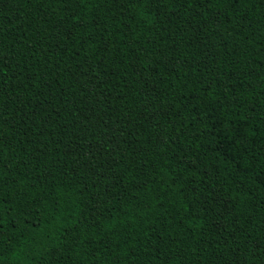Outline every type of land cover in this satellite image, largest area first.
Instances as JSON below:
<instances>
[{
    "label": "trees",
    "instance_id": "1",
    "mask_svg": "<svg viewBox=\"0 0 264 264\" xmlns=\"http://www.w3.org/2000/svg\"><path fill=\"white\" fill-rule=\"evenodd\" d=\"M115 11L81 3L84 44L57 39L62 5L0 0V136L23 144L0 170V261L48 264L61 245L60 264H264V7L226 12L195 37L176 19L124 24ZM45 98L54 121L37 142L47 113L26 135L12 118ZM34 146L43 155L29 162ZM98 146L116 149L104 159L120 177L104 182L115 198L89 230L97 189L81 165ZM111 224L124 230L108 255L97 241ZM74 227L87 232L76 244Z\"/></svg>",
    "mask_w": 264,
    "mask_h": 264
},
{
    "label": "snow or ice",
    "instance_id": "2",
    "mask_svg": "<svg viewBox=\"0 0 264 264\" xmlns=\"http://www.w3.org/2000/svg\"><path fill=\"white\" fill-rule=\"evenodd\" d=\"M42 2L49 3L50 0H42ZM51 2L62 5L65 10V15L59 22L63 27L59 32L57 39H59V36H65L68 39H82L84 44H88L89 41L92 40V35L88 34L87 36H77V33L82 32L85 28L90 26V22L89 24H86L83 19L79 18V16L81 12V3L83 2L84 4H87L90 3L91 0H51ZM96 2L100 4L107 3L116 7V11L113 12L112 15L116 20H120L121 17H123L121 23L127 24L128 22L133 21L136 17H139L141 22L152 20L154 23L160 22L161 18H163V25L167 27L172 25L173 20L176 19L185 31L190 29L194 34V37L200 35L198 29H210L211 26L220 24L221 16H223L226 12L237 13L241 7H249L255 11L256 5L264 7V0H96ZM218 5L219 7H217ZM212 8H216V12L211 13ZM237 19H240L238 15ZM91 26L94 27V25ZM131 31L132 29L128 28V32L131 33ZM181 35H183V32H181ZM80 47L82 48L83 45ZM74 55H79V52L74 53ZM0 64H2V61H0ZM80 67L81 74H83V63H81ZM37 75H39V73ZM33 79H36V77H33ZM42 79L43 77L40 76V80ZM40 87L41 89H44L47 88L48 85L44 83L41 84ZM37 95L42 97L43 91L39 92ZM25 103L31 110L24 112L22 115L14 116L12 118V127L13 129L20 128V122L23 121L24 132L21 134L26 135L28 132L27 121H35L38 117H40L41 113H47L46 117H43L41 120L44 127L41 128L38 134H36V140L38 142L41 137L51 134L48 126L50 122L54 121L55 110L49 111L48 108L44 107L45 104L50 103L47 98L42 99L40 104L36 106H33L28 102ZM61 103H63V101H61ZM37 108H39V111L36 110ZM56 115H58V113H56ZM4 123H8V121H4ZM114 139L115 137H111L109 141H106V143H110ZM78 140L79 137H77V141ZM26 142L31 144L32 138L26 137ZM17 146L22 147V142L17 141L16 144H13L11 139L0 136V170L4 167L5 156L9 153L15 152ZM76 147L77 149L80 147L79 143L76 144ZM96 151L99 152L100 155H92L91 159H89L91 150H89V152H85L83 156V163L81 165V168L86 170V174L89 178L93 180L92 187L97 189V192L91 197V199L95 201L94 207L91 209L86 207L84 210L85 214L82 215L81 219V224L87 225L89 230L91 228L99 227L98 221L104 219V212L102 210L107 206V199L115 198L107 192L102 193L100 191L101 188L106 187L104 182L117 181L120 177V174L115 172V169L119 167V163L113 162V159H104L105 155L110 158H115L117 154L116 149L114 148L112 150H108L106 147L98 146ZM42 155L43 153L38 151L34 146L33 153L29 154V162L33 160L38 161ZM77 155H79V153H77ZM10 159L14 160L16 157L13 155ZM92 165H95V167ZM27 166V163H25L24 167ZM215 175L216 173H213V176ZM0 178H2V172H0ZM138 178L139 177H137V179ZM204 192L207 193L208 189L205 188ZM80 194L82 195L83 192L81 191ZM212 198V195L205 196V200L208 202L207 207H205V211L209 213L210 220L215 219L214 209L211 204ZM2 202L3 201L0 200V203ZM89 215L91 216V220L88 219ZM110 216L111 213H109V217ZM2 219L3 217L0 216V221H2ZM2 227L3 225L0 224V236L3 235ZM125 227L130 228L131 225L128 224ZM208 227L211 229V224H209ZM123 230L124 229H121L120 225L111 224L108 226L105 235L100 237L99 241H97V243L101 245L108 255H112L115 248L122 247V244L119 240H117V238L121 235ZM239 230L240 229L238 227L234 228V231ZM73 231L77 232V236L71 241L72 244H76V241L78 240H83V237L87 235V232L80 234L78 227H74ZM98 234L99 233H97V235ZM62 237L63 233L60 237H58V239H62ZM246 239L250 240L251 237L248 236ZM113 240H117V242L113 244ZM126 242L127 241L125 240L124 243ZM60 248L61 245H57L49 253L50 259L48 264H60L62 259L60 255ZM96 250L98 251L99 249ZM0 255H2V253H0ZM0 264H2V261H0ZM18 264H26V262L21 260ZM94 264H96L95 261Z\"/></svg>",
    "mask_w": 264,
    "mask_h": 264
}]
</instances>
